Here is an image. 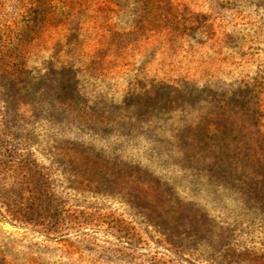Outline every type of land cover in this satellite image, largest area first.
Instances as JSON below:
<instances>
[{
    "label": "rangeland",
    "instance_id": "374dc122",
    "mask_svg": "<svg viewBox=\"0 0 264 264\" xmlns=\"http://www.w3.org/2000/svg\"><path fill=\"white\" fill-rule=\"evenodd\" d=\"M0 264H264V0H0Z\"/></svg>",
    "mask_w": 264,
    "mask_h": 264
}]
</instances>
